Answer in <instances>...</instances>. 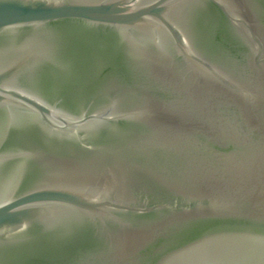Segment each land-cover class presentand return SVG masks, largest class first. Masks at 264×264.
Wrapping results in <instances>:
<instances>
[{
    "label": "water",
    "instance_id": "obj_1",
    "mask_svg": "<svg viewBox=\"0 0 264 264\" xmlns=\"http://www.w3.org/2000/svg\"><path fill=\"white\" fill-rule=\"evenodd\" d=\"M0 264H264V0H0Z\"/></svg>",
    "mask_w": 264,
    "mask_h": 264
}]
</instances>
